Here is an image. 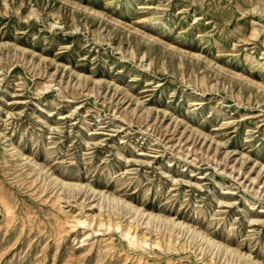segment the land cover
Instances as JSON below:
<instances>
[{
	"label": "rangeland",
	"instance_id": "1",
	"mask_svg": "<svg viewBox=\"0 0 264 264\" xmlns=\"http://www.w3.org/2000/svg\"><path fill=\"white\" fill-rule=\"evenodd\" d=\"M0 264H264V0H0Z\"/></svg>",
	"mask_w": 264,
	"mask_h": 264
}]
</instances>
